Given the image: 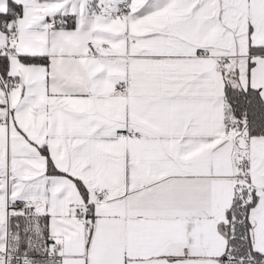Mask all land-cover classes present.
Here are the masks:
<instances>
[{"label":"snow or ice","instance_id":"snow-or-ice-1","mask_svg":"<svg viewBox=\"0 0 264 264\" xmlns=\"http://www.w3.org/2000/svg\"><path fill=\"white\" fill-rule=\"evenodd\" d=\"M0 264H264V0H0Z\"/></svg>","mask_w":264,"mask_h":264}]
</instances>
